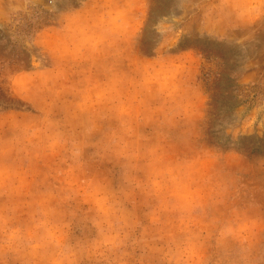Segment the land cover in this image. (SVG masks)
<instances>
[{
    "label": "clouds",
    "instance_id": "9594fccd",
    "mask_svg": "<svg viewBox=\"0 0 264 264\" xmlns=\"http://www.w3.org/2000/svg\"><path fill=\"white\" fill-rule=\"evenodd\" d=\"M261 57L264 0H0V264H264Z\"/></svg>",
    "mask_w": 264,
    "mask_h": 264
},
{
    "label": "rangeland",
    "instance_id": "374dc122",
    "mask_svg": "<svg viewBox=\"0 0 264 264\" xmlns=\"http://www.w3.org/2000/svg\"><path fill=\"white\" fill-rule=\"evenodd\" d=\"M159 7L162 9L165 5L161 4ZM181 50L188 48H197L207 59L218 57L223 61V68L221 74L215 78L211 83H208L207 75H205V85L207 90L211 93L210 101V120L217 119L222 113L234 111L239 106L235 97L232 95V89L235 87V81L231 79V71L235 68L233 62L234 57L237 55L236 50L228 48L222 44H218L208 39L184 38L179 44ZM261 69L264 70V57L260 58ZM212 129H209L211 133ZM243 148L249 158L254 156H264V139L258 137L243 138Z\"/></svg>",
    "mask_w": 264,
    "mask_h": 264
}]
</instances>
